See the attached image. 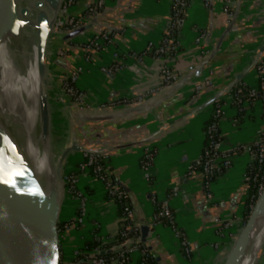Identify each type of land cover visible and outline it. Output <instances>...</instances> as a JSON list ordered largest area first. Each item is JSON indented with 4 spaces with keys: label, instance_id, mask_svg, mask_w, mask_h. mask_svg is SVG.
Masks as SVG:
<instances>
[{
    "label": "crops",
    "instance_id": "0c3cea01",
    "mask_svg": "<svg viewBox=\"0 0 264 264\" xmlns=\"http://www.w3.org/2000/svg\"><path fill=\"white\" fill-rule=\"evenodd\" d=\"M97 2L77 0L70 14L82 17L83 30L74 34L64 29L48 42L51 118L56 124L53 148L58 155L71 144L103 148L110 176L125 192L139 225L150 222L156 203L168 200L190 253L177 245L169 226L158 224L147 241L156 264H220L242 224L249 193L248 169L253 165L252 143L264 129L260 97L241 102L233 100L229 92L219 97L221 149L245 148L234 154L230 168L211 182L210 198L202 188L200 172L187 175L186 170L205 144L204 128L213 112V96L240 73L243 76L236 84L258 86L254 68L243 71L264 40V0H193L179 24L180 49L171 59L179 71L173 83L179 82L153 94L149 90L159 84L160 61L143 57L139 64L129 54L160 40L170 0H102L97 11H90ZM103 32L111 35L112 43L87 49L86 42ZM201 32L204 36L197 44L194 39ZM201 46L204 54H200ZM108 65L116 68L111 76L100 71ZM201 65L197 74L192 73ZM78 66L82 70L74 85L84 94L81 103L73 102L61 90ZM196 85L200 86L198 92ZM145 147L154 154L147 170L140 164ZM82 159L81 150L69 151L62 162L63 176L78 174L77 164ZM173 186L180 192L171 197ZM76 187L87 198L86 213L81 223L75 222L77 200L63 196L61 264H73L74 250L83 252L86 240L99 243L88 252L112 249L120 226L118 203L108 198L100 180L86 171L78 174ZM253 264H264V243Z\"/></svg>",
    "mask_w": 264,
    "mask_h": 264
},
{
    "label": "built area",
    "instance_id": "2783aa9c",
    "mask_svg": "<svg viewBox=\"0 0 264 264\" xmlns=\"http://www.w3.org/2000/svg\"><path fill=\"white\" fill-rule=\"evenodd\" d=\"M76 1L77 0H62L56 18L51 27L50 38L64 29H71L81 25L83 21L82 17L72 16L70 14V10ZM192 1L193 0H170V12L165 21V26L160 40L157 43H147L141 52L133 51L129 54V56L136 60L135 62L139 64H143V57H150L160 61L158 66L159 84L155 88H151L149 90L150 94H153L171 84L179 76V71H177L171 64V59L174 58V56L178 53V48H180V43L177 38L179 24L183 18L184 11ZM97 4L98 5L91 8L90 11H96L97 7L102 4V0H98ZM203 36L204 34L202 32L198 34L194 39L195 43L200 44ZM111 43V35L107 32H103L98 36L90 38L86 42V47L89 50L101 49ZM263 44L264 40L262 45ZM200 48V54H204L206 50L202 46ZM114 57H117V53L114 54ZM85 60H88V56L85 57ZM115 69L114 65L100 67V71L106 76H111ZM81 70L82 67L78 66L61 86L62 92L76 103H81L84 95L81 91L77 90L74 85L77 75ZM254 71L258 80L257 88L246 87L245 93H242L244 92L242 88H238L235 92H232L231 90L235 86L234 85L227 92L232 94L233 100L237 102H241V100H243L242 96H245L246 99H254L256 96H259L261 99L262 121L264 124V52L257 61ZM199 89L200 86L196 85L195 91L198 92ZM219 92L220 91L217 93ZM143 96L144 95H141L134 102L139 104ZM219 100V98L214 100L212 112V117L214 119L204 128L205 144L203 149L201 153L188 164L186 170L187 175H190L194 171L200 172L203 178L202 188L207 192V196L209 198L211 197V192L209 191L211 182L229 169L232 163L233 155L245 148L242 146L231 151L221 149L218 118L222 113V108ZM81 152L83 154V159L77 164V173L83 174L86 171L90 172L94 177L103 183L108 198L115 200L119 204L121 209L119 214L120 226L117 230L115 238L112 240V243L115 247H125L116 253L97 254L94 257H91V254L99 252L101 249L91 252L87 251L83 258L78 257L82 252L76 248L74 250L75 261L73 264H150L151 254L149 250L145 244L138 242V239L140 238L139 224L135 222L133 210L126 201L121 203L122 199L126 198V194L121 188H119V186H117L110 176L109 169L106 165L107 156L105 154V150L101 147L89 146L81 148ZM252 155L253 162H256L258 168L264 171V129L258 132L257 138L252 143ZM153 159V151L151 148L145 147L140 158L141 168L143 170H147ZM78 174L63 176V196L66 194L71 195L77 200V214L74 219L75 222L81 223L86 213L87 198L76 187ZM252 177H257V173H255ZM249 178L250 177L248 176V179ZM179 192V187L173 186L170 190L169 196H177ZM147 224L152 227L158 224L169 226L177 245L183 249L185 254L190 253L188 242L183 232L177 228L175 224L174 215L168 205L167 199L161 201L160 203H156V210L152 219ZM134 255L137 256L135 261L133 260ZM82 259H87V261L85 263H81Z\"/></svg>",
    "mask_w": 264,
    "mask_h": 264
},
{
    "label": "water",
    "instance_id": "95a60500",
    "mask_svg": "<svg viewBox=\"0 0 264 264\" xmlns=\"http://www.w3.org/2000/svg\"><path fill=\"white\" fill-rule=\"evenodd\" d=\"M61 2L62 0H49L48 6L44 8L41 1L38 0L36 4L38 8L36 11V71L40 77H43L44 111L47 115L45 132L48 130L50 120L46 92L47 46L50 40L51 27ZM82 27V25H79L70 30L74 34H79L83 30ZM5 28H7V25L0 9V39ZM263 52L264 44L245 68L244 73L255 67ZM201 67L202 65L198 66L197 70L192 68V73L197 74ZM242 76L243 74L240 73L226 88L214 95L211 102L229 91ZM178 82L179 80L172 83L176 84ZM169 85L166 87H169ZM20 100L23 104L24 101L21 98ZM142 107L150 109L145 105ZM37 134L38 125L34 114H32L29 137L35 142L33 146L38 151L42 139L39 136L37 141ZM0 135V264H61L59 227L63 200L62 162L69 151L81 150V147L75 144L68 145L58 156L56 167L52 162L50 148V156H46V163L48 168L52 169L54 175L51 182L47 184L35 173L30 158L23 149L18 130L0 120ZM48 137L46 133L45 138L47 140ZM261 194H264V190ZM253 215L254 208L220 264H241L243 262L245 255L253 245L250 234L254 224ZM152 230L153 227L147 223L139 225L140 238L138 242L145 244L149 251L150 246L147 241ZM124 247L117 246L110 250L95 252L91 254V257L97 254L116 253ZM86 261L87 259H82L81 263Z\"/></svg>",
    "mask_w": 264,
    "mask_h": 264
},
{
    "label": "bare ground",
    "instance_id": "6f19581e",
    "mask_svg": "<svg viewBox=\"0 0 264 264\" xmlns=\"http://www.w3.org/2000/svg\"><path fill=\"white\" fill-rule=\"evenodd\" d=\"M39 1L43 8L49 4V0ZM37 2L0 0V9L7 25L0 39V120L18 130L35 173L49 184L54 174L46 163V156H50V143L45 138L47 115L44 111L43 77L36 71ZM32 114L38 125L36 140H39V136L42 139L38 151L29 137ZM253 223L250 231L253 245L241 264H253L264 243V194L259 196L254 207Z\"/></svg>",
    "mask_w": 264,
    "mask_h": 264
},
{
    "label": "trees",
    "instance_id": "16d2710c",
    "mask_svg": "<svg viewBox=\"0 0 264 264\" xmlns=\"http://www.w3.org/2000/svg\"><path fill=\"white\" fill-rule=\"evenodd\" d=\"M180 48H178L179 50ZM238 88H242L244 92L242 93H245V86H243L242 83H238L236 84L233 88H232V92H235L236 89ZM258 96H256L255 98H257ZM242 99H246L245 96H242ZM214 118L212 117L211 115V118L209 119V121L207 122L210 123ZM206 124V125H207ZM220 138V137H219ZM257 173V177H252L254 176V174ZM248 174H249V193H248V196L244 202V208H243V211H242V223H244L246 220H247V217L249 216L248 214L250 213L251 211V206L254 202V199L255 197L257 196L258 194V189L260 187V185L264 182V171H262L261 169L258 168L256 162H253V165L248 169ZM126 201V198L122 199L121 203L125 202ZM118 207H119V204H118ZM121 212V209L119 207V214ZM60 228H62V221H61V224H60ZM98 242L91 239V240H86L84 242V247L83 248V252L78 256V257H81L83 258V256L87 253V249H93L94 247H97L98 246ZM74 261V259L72 260ZM150 264H156L154 259L152 258V256L150 257Z\"/></svg>",
    "mask_w": 264,
    "mask_h": 264
},
{
    "label": "rangeland",
    "instance_id": "374dc122",
    "mask_svg": "<svg viewBox=\"0 0 264 264\" xmlns=\"http://www.w3.org/2000/svg\"><path fill=\"white\" fill-rule=\"evenodd\" d=\"M46 92H47V107H48V116L50 118L49 120V123H48V130H47V134H48V140L50 141V148H51V158H52V162H53V165L56 167L57 166V160H58V153H57V150H55L53 148L54 146V139L52 138L54 135H55V129H56V124L54 123V121L52 120L51 118V107H52V104H51V97H50V93H49V87H50V82H51V78H50V74H49V71H48V62H47V67H46ZM264 190V182L260 185L259 189H258V194L257 196L255 197L254 199V202L251 206V211L253 210L254 208V205L258 199V197L260 196V194L262 193V191ZM250 211V213H251ZM250 213L248 215H250ZM249 217V216H248ZM247 217V219H248ZM246 222V221H245ZM244 223L241 224L240 226V229L238 231V233L236 234L235 238L228 244L227 248L224 250V255L228 252V249L229 247L233 244L234 240L236 239V237L238 236L239 232L241 231L242 227L244 226Z\"/></svg>",
    "mask_w": 264,
    "mask_h": 264
}]
</instances>
